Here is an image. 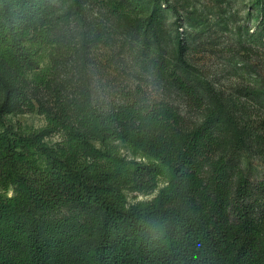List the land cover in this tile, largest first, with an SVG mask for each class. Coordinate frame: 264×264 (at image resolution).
Masks as SVG:
<instances>
[{"label":"trees","instance_id":"trees-1","mask_svg":"<svg viewBox=\"0 0 264 264\" xmlns=\"http://www.w3.org/2000/svg\"><path fill=\"white\" fill-rule=\"evenodd\" d=\"M51 8L50 0H0V63L37 85L47 81L51 28L43 16ZM143 109L80 112L68 121L44 112L40 127L0 125V264H264V176L241 180L229 202L223 164L208 182L201 175L213 124L178 144L163 132L164 120ZM154 189L150 201H128L129 192ZM73 202L128 234L113 237L108 225L95 246L68 255L37 213Z\"/></svg>","mask_w":264,"mask_h":264},{"label":"rangeland","instance_id":"rangeland-1","mask_svg":"<svg viewBox=\"0 0 264 264\" xmlns=\"http://www.w3.org/2000/svg\"><path fill=\"white\" fill-rule=\"evenodd\" d=\"M50 1L43 16L51 28L42 62L47 81L37 85L0 63V125L36 128L44 112L68 121L80 112L104 117L144 107L178 144L205 121L213 124L215 143L203 148L201 175L208 182L223 164L229 202L241 180L262 179L264 0ZM156 192H129L128 201H150ZM37 214L47 238L68 255L95 246L108 225L113 237L128 234L75 202Z\"/></svg>","mask_w":264,"mask_h":264}]
</instances>
